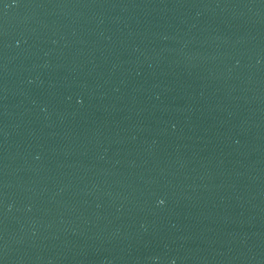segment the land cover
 Returning a JSON list of instances; mask_svg holds the SVG:
<instances>
[{"label":"water","instance_id":"1","mask_svg":"<svg viewBox=\"0 0 264 264\" xmlns=\"http://www.w3.org/2000/svg\"><path fill=\"white\" fill-rule=\"evenodd\" d=\"M0 264H264V0H0Z\"/></svg>","mask_w":264,"mask_h":264}]
</instances>
